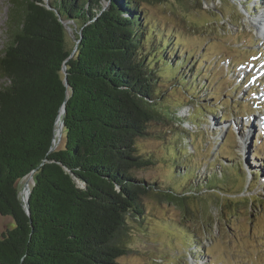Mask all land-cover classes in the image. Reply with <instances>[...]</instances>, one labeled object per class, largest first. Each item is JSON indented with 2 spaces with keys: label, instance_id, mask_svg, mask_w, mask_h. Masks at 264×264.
Returning a JSON list of instances; mask_svg holds the SVG:
<instances>
[{
  "label": "trees",
  "instance_id": "1",
  "mask_svg": "<svg viewBox=\"0 0 264 264\" xmlns=\"http://www.w3.org/2000/svg\"><path fill=\"white\" fill-rule=\"evenodd\" d=\"M47 1L50 9L44 0H9L0 55V214L14 227L0 234V264H117L129 249V217L143 215L140 199L161 195L132 173L152 164L135 140L171 115L154 97L157 70L145 58V0ZM68 19L81 30L75 51L62 23ZM62 105L63 142L52 149ZM30 172L27 214L19 183Z\"/></svg>",
  "mask_w": 264,
  "mask_h": 264
},
{
  "label": "rangeland",
  "instance_id": "2",
  "mask_svg": "<svg viewBox=\"0 0 264 264\" xmlns=\"http://www.w3.org/2000/svg\"><path fill=\"white\" fill-rule=\"evenodd\" d=\"M139 6L151 46L145 58L157 70L154 97L171 115L135 140L137 153L152 164L132 173L160 186L161 195L149 191L140 199L143 215L129 217L123 238L129 249L117 264H264V39L258 36L264 0ZM10 7L0 0V55ZM66 21L71 45L77 28ZM55 129L57 148L63 132L58 140ZM12 227L13 219L0 214V234Z\"/></svg>",
  "mask_w": 264,
  "mask_h": 264
},
{
  "label": "water",
  "instance_id": "3",
  "mask_svg": "<svg viewBox=\"0 0 264 264\" xmlns=\"http://www.w3.org/2000/svg\"><path fill=\"white\" fill-rule=\"evenodd\" d=\"M44 2H45V5H46V7L47 8H49L50 9V6H49V3H48V1L47 0H44ZM57 15H58V13H57ZM70 20V19H69ZM67 22L68 21H62V23H63V25L65 26V29H66V31L67 30H69L70 29V27L68 26V24H67ZM77 32H78V34H79V38H76V44H75V47H74V49H73V51H75V49H76V45H77V43L79 42V40L81 39V30L79 29H77ZM63 70H65V65H63ZM65 74H66V72H64ZM64 84H65V86L66 87H68L69 85H68V81H67V79L65 78L64 79ZM65 113V107L62 105V107H61V110H60V113H59V115H58V117H57V119H56V123H57V120H59V131L57 132V139L59 140L60 139V137H61V134H62V130H63V120H62V118H61V115L62 114H64ZM56 130V129H55ZM55 136H56V134L54 133V136H53V145H52V149L53 148H55V145H56V142H57V140L55 141ZM32 172H30L29 173V177L32 179V184H33V178H32ZM25 188V185H23V188H22V191H23V189ZM30 190H31V188H27V191H26V197H25V199H23V197L21 196V201H22V203H23V207H24V209H25V212L27 213V214H29V203H28V197H29V194H30ZM22 191H21V194H22Z\"/></svg>",
  "mask_w": 264,
  "mask_h": 264
},
{
  "label": "bare ground",
  "instance_id": "4",
  "mask_svg": "<svg viewBox=\"0 0 264 264\" xmlns=\"http://www.w3.org/2000/svg\"><path fill=\"white\" fill-rule=\"evenodd\" d=\"M262 13H264V12H262ZM259 25H260L259 28H261V27L263 26L262 23L259 24ZM59 123H60L59 120H57L56 128H59ZM58 131H59V130H58ZM55 138H56V137H55ZM28 177H29V176L25 177V179H24L25 181H24V183H23V184L25 185V188H26V189H27V188H30V183L32 182V181H31V178L29 177V178H30V179H29ZM25 197H26V195H25ZM25 197H24L23 199H25Z\"/></svg>",
  "mask_w": 264,
  "mask_h": 264
}]
</instances>
